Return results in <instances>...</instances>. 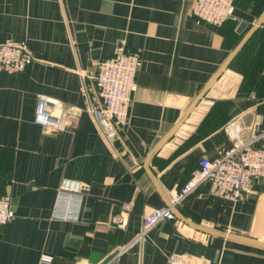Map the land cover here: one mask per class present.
I'll list each match as a JSON object with an SVG mask.
<instances>
[{
    "label": "crops",
    "instance_id": "1",
    "mask_svg": "<svg viewBox=\"0 0 264 264\" xmlns=\"http://www.w3.org/2000/svg\"><path fill=\"white\" fill-rule=\"evenodd\" d=\"M191 3L0 0V42L23 39L33 56L20 71H0V196L14 210L0 228V264H102L129 242L115 264H165L170 253L264 264V248L246 241L264 242V178L234 202L204 181L172 220L138 237L144 214L170 205L201 158L220 156L235 133L247 140L264 128V0H234L235 18L218 26L198 22ZM118 47L141 48V64L127 123L107 137L87 101L96 62ZM40 95L60 102V131L33 122ZM255 145L264 147V135ZM65 177L85 183L77 220L52 215Z\"/></svg>",
    "mask_w": 264,
    "mask_h": 264
},
{
    "label": "built area",
    "instance_id": "2",
    "mask_svg": "<svg viewBox=\"0 0 264 264\" xmlns=\"http://www.w3.org/2000/svg\"><path fill=\"white\" fill-rule=\"evenodd\" d=\"M234 0H192L190 14L199 22L218 26L234 19ZM142 49L116 51L95 64L94 88L88 96L87 108L107 137L114 136L127 123L131 96L136 88L135 75L141 64ZM33 61L27 43L23 39H8L0 42V71L15 73ZM61 104L58 100L38 96L34 108L33 122L44 132L62 129ZM261 129V130H260ZM264 135V128L255 127L250 138L243 140L238 133L233 135L231 146L220 156L201 158L199 169L182 186L170 194V205L151 207L142 218V229L138 237L164 220H172V208L204 181L209 183L213 196L229 201H238L250 191L255 178H264V147L255 142ZM85 183L72 178H62L56 187L52 215L63 220H77L81 207ZM14 218L9 195L0 196V228ZM124 223L120 224L123 227ZM131 242L118 246L102 264H115L129 248ZM49 261L51 256L40 255ZM165 264H208L202 256L189 257L170 253Z\"/></svg>",
    "mask_w": 264,
    "mask_h": 264
},
{
    "label": "water",
    "instance_id": "3",
    "mask_svg": "<svg viewBox=\"0 0 264 264\" xmlns=\"http://www.w3.org/2000/svg\"><path fill=\"white\" fill-rule=\"evenodd\" d=\"M262 22V18H259L254 26V29ZM243 43V42H242ZM241 46V44L232 52V54L224 61V63L218 68V70L213 74V76L209 79V81L205 84V86L202 88V90L199 92V94L196 96L195 100L193 101L192 105L190 106V108L188 109V111L186 112L185 116L189 113V111L191 110V108L195 105V103L198 101L199 98H201L204 93L206 92V90L208 89V87L210 86V84L217 78V76L221 73V71L226 67V65L229 63L230 60H232V58L234 57V55L236 54L237 50L239 49V47ZM184 116V117H185ZM181 122V121H180ZM180 122L177 124L179 125ZM176 125V126H177ZM173 131V130H172ZM171 131V132H172ZM170 132V133H171ZM169 133V134H170ZM210 234H214V235H218V236H226L224 234H219V233H215V232H211V231H207ZM228 237V236H227ZM249 242H252L253 244L260 246L262 248H264V242H260V241H255V240H246Z\"/></svg>",
    "mask_w": 264,
    "mask_h": 264
}]
</instances>
